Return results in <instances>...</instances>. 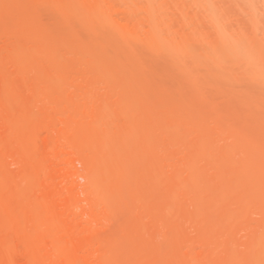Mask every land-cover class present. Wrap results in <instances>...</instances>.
I'll return each instance as SVG.
<instances>
[{
    "label": "bare ground",
    "instance_id": "bare-ground-1",
    "mask_svg": "<svg viewBox=\"0 0 264 264\" xmlns=\"http://www.w3.org/2000/svg\"><path fill=\"white\" fill-rule=\"evenodd\" d=\"M234 2L0 0V264H264V122L199 90L264 89L216 65ZM147 58L195 95L147 87Z\"/></svg>",
    "mask_w": 264,
    "mask_h": 264
},
{
    "label": "clouds",
    "instance_id": "clouds-1",
    "mask_svg": "<svg viewBox=\"0 0 264 264\" xmlns=\"http://www.w3.org/2000/svg\"><path fill=\"white\" fill-rule=\"evenodd\" d=\"M209 8L213 7L211 5ZM230 18L221 21L210 18L218 47L213 51L216 65L221 71H255L264 80V0H235L226 6ZM259 26V49L252 42V32Z\"/></svg>",
    "mask_w": 264,
    "mask_h": 264
},
{
    "label": "rangeland",
    "instance_id": "rangeland-1",
    "mask_svg": "<svg viewBox=\"0 0 264 264\" xmlns=\"http://www.w3.org/2000/svg\"><path fill=\"white\" fill-rule=\"evenodd\" d=\"M49 12H50V10H48ZM49 12H47L48 13V16L50 15L49 14ZM45 13V12H44ZM51 13H52V11H51ZM42 14H43V12H42ZM41 14V15H42ZM54 14V13H53ZM56 15V14H55ZM43 16H47L46 14H43ZM58 19H57V18ZM43 17H41V19H42ZM47 20V17H44L41 21H43V23L45 22ZM52 20V22L51 23H49L50 21ZM58 20H59V17L56 15L55 17H54V15L52 16V14H51V16L49 17V19L46 21V24L48 25V26H51V25H54L55 23H57L58 22ZM45 24V23H44ZM50 24V25H49ZM160 59H163V61L162 60H160ZM160 59H158V60H154V62L151 60V58H147V63H146V66L145 67H147V68H144L143 70H146V71H144L145 73H146V75L144 74V72H143V74L148 78L147 79V81H151V83L149 84V82L147 83V87H149L151 90H155L157 93L159 92H163V91H165V89H166V91L165 92H167L168 94H169V98H170V100L173 102V101H177V99L178 100H182L181 98H182V96H187V97H190V96H194L195 95V93L193 94V89H192V87L190 86V85H188V83L186 84V81H185V79H184V76L183 75H181L177 70L175 71V68H174V66L171 64V62L168 60H166L165 58H160ZM161 62H160V61ZM107 62V61H106ZM108 62H109V60H108ZM151 62V63H150ZM173 76H172V75ZM179 74V75H178ZM148 75H149V77H148ZM175 76V77H174ZM180 76V77H179ZM180 78V79H179ZM209 79H211V78H209ZM215 81H218L217 79L215 80ZM220 81V80H219ZM227 81V80H226ZM230 80H228L227 81V84H228V82H229ZM234 80H232V82H233ZM213 82V81H212ZM212 82H211V86L210 85H208V84H206V85H202V86H200V88H199V90H201V92L202 91H204V93H203V97L204 98H206V101H208V103L209 104H211V106H212V108L213 109H216L215 107L216 106H218V108L217 109H220L221 111L223 110V112H224V110H226L225 112L227 113L228 111H229V113L230 112H232L233 110V112L232 113H234L236 110H237V112L239 111V113H234V115L233 116H235L236 114H238V115H236L238 118H240V119H238L237 121H236V125L237 126H243V127H245V126H250V127H248V128H250L249 129V131H250V133L252 132V130H257V131H255V132H258V131H260V130H262V123L264 122V103L263 104H261L260 105V103L258 104V102H260L259 101V99L260 98H257L258 100L257 101H253L254 99H253V97H255V96H257L259 93H261L262 92V90H264L263 88L262 89H260V86H259V84H257V83H254V82H252V83H254L253 85H254V88H253V86L250 88V86L252 85V83L250 84V81H246L245 82V85H250L249 87H247V86H245L244 84H243V87H247V91H248V93H249V95L248 94H246L245 96H243L242 98L243 99H245V100H247V101H245V100H243L242 101V99L240 98V96L239 95H236V96H239V98L238 97H236L235 98V95H234V98L233 97H230V95H231V93L230 94H228V92L230 91V90H228L227 92L225 91H222V89H219V91L217 90L219 87H221L220 85H218L219 87H217L216 89H213V88H215V86H216V84H215V86L213 87V88H211L214 84H212ZM223 82V81H222ZM231 82V85H233V83ZM216 83V82H215ZM220 83V82H219ZM230 83V82H229ZM237 83V82H236ZM238 83H243V82H241V81H239ZM222 84V87L224 86V88H226L225 86H226V83H225V85H223V83H221ZM235 84V83H234ZM240 84H238L236 87H239L240 86ZM157 85V86H156ZM159 85H160V87H159ZM176 85V86H175ZM180 85H182V86H180ZM230 85V84H229ZM230 85V86H231ZM151 86V87H150ZM229 86V87H230ZM153 87H154V89H153ZM191 87V88H190ZM210 87V88H209ZM232 87H234V86H232ZM235 87V90H237V88ZM243 87H240V88H243ZM257 87H259V89H257ZM261 87H263V86H261ZM158 89V90H156V89ZM172 88V89H171ZM181 88V89H180ZM189 88H190V90H189ZM205 88V89H204ZM223 88V89H224ZM231 88V87H230ZM240 88H239V90H240ZM244 88V89H245ZM253 88V89H252ZM175 89V90H174ZM243 89V90H244ZM248 89H250V91L248 90ZM170 90V91H169ZM225 90V89H224ZM227 90V89H226ZM234 89H232V91H233ZM242 90V89H241ZM257 90V91H256ZM221 91V92H220ZM246 90H244V92L243 93H245V92H247ZM172 94H171V93ZM174 92H175V94H174ZM182 92H184V95H183V93ZM223 92V93H222ZM253 92V93H252ZM255 92H256V94H255ZM264 92V91H263ZM222 93V94H221ZM227 93V94H226ZM233 93V92H232ZM235 93V92H234ZM242 93V92H241ZM241 93H238V90H237V94H241ZM243 93H242V95H243ZM251 94V95H250ZM262 94L263 93H261V95H260V97L262 96ZM171 95H173V96H171ZM225 95V96H224ZM248 95V96H247ZM264 95V94H263ZM192 96V97H193ZM223 96H224V98H223ZM229 97H230V99H229ZM245 97H247V98H249V99H247V98H245ZM226 98H228V100L226 99ZM232 98V99H231ZM253 99V100H252ZM264 98H262V100H263ZM229 103L228 105H226L227 103H226V101ZM230 100H232V102H230ZM237 100V101H236ZM248 101L250 102V104L248 103ZM255 102V103H253V102ZM178 103H180L179 101H177ZM240 102V103H239ZM174 103V102H173ZM215 103H216V106H214L215 105ZM230 103L232 104L231 106H230ZM246 103V104H245ZM243 104V105H242ZM258 104V105H257ZM223 105L225 106V107H223ZM250 105H252V107L250 108ZM255 105V106H254ZM263 105V106H262ZM211 106H207L206 108H204L205 110H204V112H203V114L204 115H206V114H208V116H209V114H212V112H213V109H212V111L210 110L211 109ZM220 106L222 107V108H224V109H222V108H220ZM229 106V107H228ZM242 106H243V108H242ZM257 106H259V107H257ZM261 106V107H260ZM209 107H210V109H209ZM227 108V109H226ZM236 108V109H235ZM249 108V109H248ZM242 109H244V111H242ZM247 109V110H246ZM262 109V110H261ZM231 110V111H230ZM248 110H250L249 111V113H248ZM203 111V110H202ZM241 111V112H240ZM246 113V114H245ZM248 113V114H247ZM263 113V114H262ZM202 114V113H201ZM244 114H245V116H244ZM258 117H257V116ZM250 116V117H249ZM228 117H230V116H228ZM243 119H242V118ZM263 118V119H262ZM230 119V118H229ZM249 119H251L250 121H249ZM262 119V120H261ZM228 120V119H227ZM233 120V119H232ZM229 121V120H228ZM231 121V120H230ZM234 121V120H233ZM233 121H232V123H233ZM256 121V122H255ZM262 121V122H261ZM240 122H242V123H240ZM244 122H245V124H244ZM247 122V123H246ZM229 123H231V122H229ZM239 125H238V124ZM253 124V125H252ZM256 126H258V127H256ZM255 129H254V128ZM264 129V128H263ZM244 130H246V129H244ZM247 132H248V130H247ZM261 132V131H260Z\"/></svg>",
    "mask_w": 264,
    "mask_h": 264
}]
</instances>
